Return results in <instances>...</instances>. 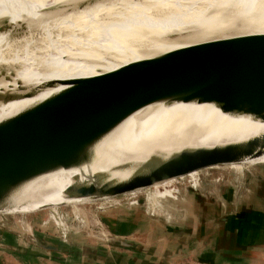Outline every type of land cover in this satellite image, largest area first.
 <instances>
[{
    "label": "bare ground",
    "instance_id": "bare-ground-1",
    "mask_svg": "<svg viewBox=\"0 0 264 264\" xmlns=\"http://www.w3.org/2000/svg\"><path fill=\"white\" fill-rule=\"evenodd\" d=\"M253 33H264V0H0V73L12 74L0 77V120L71 79L178 47ZM262 90L264 83L256 91ZM250 144H264V101L254 111H224L195 100L150 102L100 136L86 160L15 186L0 212L91 201L97 198L69 197L64 187L123 182L151 158L178 151ZM250 159L261 162L264 153L244 161Z\"/></svg>",
    "mask_w": 264,
    "mask_h": 264
},
{
    "label": "water",
    "instance_id": "water-1",
    "mask_svg": "<svg viewBox=\"0 0 264 264\" xmlns=\"http://www.w3.org/2000/svg\"><path fill=\"white\" fill-rule=\"evenodd\" d=\"M262 83L264 33L194 43L71 79L67 86L0 120V204L21 182L86 160L92 144L140 106L164 99L195 100L213 102L224 111H254L264 101V90L256 91ZM263 153L264 144L178 151L144 162L126 181L66 185L64 193L74 198L134 193L157 182L191 178V172L197 176L199 170L231 166ZM36 212H0V223L6 215Z\"/></svg>",
    "mask_w": 264,
    "mask_h": 264
},
{
    "label": "rangeland",
    "instance_id": "rangeland-1",
    "mask_svg": "<svg viewBox=\"0 0 264 264\" xmlns=\"http://www.w3.org/2000/svg\"><path fill=\"white\" fill-rule=\"evenodd\" d=\"M11 76L12 74L9 73L7 75H4V72L0 73V77ZM239 163L230 165L239 166ZM261 163H264V160ZM240 166L220 165L206 168L199 170L194 179L182 178L157 189L143 188L134 193L112 197L106 195L91 201L52 207L55 209L46 208L31 214L34 215L33 220L28 218L30 215H6L7 219L0 225L25 242L37 244L46 240L45 242L52 245L51 247L56 246L57 250L51 256L55 259L54 263L59 259V262H68V264H75V261L89 264L83 260L91 256L100 258V255L103 253L107 255L110 251L116 253L117 264H142L135 255L129 257L124 250L122 240H119L124 241L127 237H120L122 232L118 229L116 231L119 233H114L113 228L109 227L110 224L115 220L123 222L122 219L125 221L129 218L137 222L140 219L148 220L151 223L148 235L145 233L141 236L137 233L128 239H145L147 236L154 241L156 235L159 239H175L170 225L190 221L191 216H194V225L199 233L195 238L210 239L220 225V213L223 215L225 211L223 209L228 205L227 190L232 189L231 194H235L233 199L236 203L241 199L244 201L249 194L247 188L256 175L251 174L252 169L258 165L240 164ZM165 190H169L171 195H159ZM153 241L147 245L152 251L146 259L147 264H178V261L170 259L160 260L163 254L156 250L158 243ZM42 245L44 246L43 243ZM143 245L146 244L143 242ZM48 256L50 257V254ZM65 257L71 261H64ZM143 257L145 256L142 255L140 258ZM81 258L83 259L80 260ZM90 264H94V261ZM96 264L100 263L96 261ZM186 264H196V262Z\"/></svg>",
    "mask_w": 264,
    "mask_h": 264
},
{
    "label": "crops",
    "instance_id": "crops-1",
    "mask_svg": "<svg viewBox=\"0 0 264 264\" xmlns=\"http://www.w3.org/2000/svg\"><path fill=\"white\" fill-rule=\"evenodd\" d=\"M255 160L257 159L243 162L249 165L255 163ZM231 166L241 167L240 164L239 166ZM256 168L252 169L251 174L255 173L257 176L255 175L253 182L249 183L247 188L249 194H246L244 201L241 199L236 203L233 199L235 194H231L232 189L227 190L228 205L226 208L228 209H223L225 210L223 215L220 213V225H218L215 235L210 239L195 238L196 234L199 233H197L194 225V216H191L190 221H181L170 225L175 239H159L157 235L154 241L147 236H145V239H128L137 233H140L141 236H144L145 233L148 235L151 224L148 220L140 219L139 222L130 218L125 221L122 219L123 222L115 220L109 227L113 228L114 233L117 232V229L122 232L120 237H127L124 241L119 239L122 240L125 252L129 254V257L135 255V258L140 260L142 264L148 263L146 259L152 251L149 249L151 247L148 248L147 245L152 241L158 243L156 250L163 254V256H160V260L168 261L167 259H170L178 261V264H186L187 262H196V264H264V165H258ZM191 178H196V172H191ZM169 181L171 180L157 182L153 188L157 189L169 185ZM156 194H158L157 191ZM164 194L171 195L169 190L159 193V195ZM33 216L30 215L28 218L33 220ZM45 241L42 240L41 242L48 245ZM143 242L146 245H143ZM42 243H28L23 239L20 240V237L14 236L12 232L0 225V264H68V262H59V259H57V263H54L55 259H52L51 256L55 253L57 247L48 245L50 247L45 249ZM138 249L139 251H137ZM48 254H50V257ZM142 255L145 257L140 258ZM100 256V258H97V256L87 257L83 261L89 264L93 261L94 264H96V261L100 264H117L115 252L108 251L107 255L103 253ZM63 260L71 261L67 257ZM108 260H111V262L108 263ZM74 263L86 264L76 261Z\"/></svg>",
    "mask_w": 264,
    "mask_h": 264
},
{
    "label": "built area",
    "instance_id": "built-area-1",
    "mask_svg": "<svg viewBox=\"0 0 264 264\" xmlns=\"http://www.w3.org/2000/svg\"><path fill=\"white\" fill-rule=\"evenodd\" d=\"M58 219H60V218H58ZM59 223H60V224H62V222H61V221H59Z\"/></svg>",
    "mask_w": 264,
    "mask_h": 264
}]
</instances>
